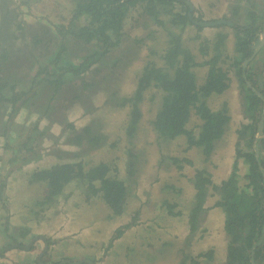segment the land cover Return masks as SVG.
<instances>
[{
	"label": "flooded vegetation",
	"instance_id": "obj_1",
	"mask_svg": "<svg viewBox=\"0 0 264 264\" xmlns=\"http://www.w3.org/2000/svg\"><path fill=\"white\" fill-rule=\"evenodd\" d=\"M96 1L0 0V264H110L115 242L122 248L130 235L132 260L148 261V233L164 236L160 253L174 254L173 264H264V0H208L210 13L207 0H121L135 2L122 22L101 20ZM175 48L169 67L164 56ZM185 50L196 86L211 68L226 73V88L203 98L228 117L208 155L192 109L184 126L192 142L156 130L165 92L152 76L135 98L146 68L173 77ZM156 154L142 188L138 164ZM184 163L193 170L185 189L178 171L161 176ZM101 164L126 187L120 216L88 181ZM197 173L210 179L201 201ZM59 176L67 178L55 194ZM144 212L155 230L138 223Z\"/></svg>",
	"mask_w": 264,
	"mask_h": 264
},
{
	"label": "trees",
	"instance_id": "obj_2",
	"mask_svg": "<svg viewBox=\"0 0 264 264\" xmlns=\"http://www.w3.org/2000/svg\"><path fill=\"white\" fill-rule=\"evenodd\" d=\"M120 1L121 0H98L90 4L91 11L95 12L96 10L101 13V20L103 18L108 21L116 19L122 22L124 19V10L129 6L135 5V2L127 1L121 3ZM159 2L168 3V1L163 0H159ZM176 19L185 23L186 16L178 15L173 18V21L176 22ZM196 28L198 31L200 30V27ZM175 42H177L176 44H179L178 39H176ZM179 54L180 52L175 48L174 50H169L168 54L164 56V59L169 61V67L175 65V59ZM182 60V65L174 68L173 77H169V73H162L158 69L150 68V70H148L146 68L145 71L147 74H144L145 81L142 82V84L140 83L135 98H140L143 88L148 83L147 79L149 81L148 76H152L156 85L165 92L162 99L161 109L154 122L156 130L161 136L169 138L179 134H186L188 141L192 142V134L184 128L190 117V109H192L199 116V119L203 121L198 136L199 140L196 144L202 148L204 155H208L211 151L212 143L222 135L223 126L227 123L228 117L223 111H218L217 113L212 114L209 109H207L203 98L212 94L218 95L226 88V73L211 68L208 71L209 74L206 76L204 84L196 86L194 73H192L190 69L192 65L197 64L192 62V55L190 52L185 50ZM123 100L121 101L124 102ZM137 117L138 114L134 115V120L132 124L129 125V133L134 129V123H136L135 121ZM55 171L61 174L63 173V171H59L57 168ZM107 171L108 167L106 164H101L97 170H94V175L88 177V181H98L99 186L93 188V191H102L103 201L115 216H120L125 209V202L127 199L126 187L122 182L117 181L115 177L105 178ZM62 177L67 178V176H59L52 181V188L55 194L61 191L62 184L66 182V178ZM195 179L196 186L198 187L197 198L201 201L204 185L209 183L210 179L200 177L199 173L196 174ZM234 241L236 240L233 239V243ZM233 243H231L232 246L235 245V243Z\"/></svg>",
	"mask_w": 264,
	"mask_h": 264
},
{
	"label": "rangeland",
	"instance_id": "obj_3",
	"mask_svg": "<svg viewBox=\"0 0 264 264\" xmlns=\"http://www.w3.org/2000/svg\"><path fill=\"white\" fill-rule=\"evenodd\" d=\"M216 3H219V2H216ZM202 4H203L202 7L206 10V12L210 13V9H211V7L209 6L210 5V1H208V0L207 1H203ZM213 10H215L214 12L222 11V9L220 7L219 8L218 7H214ZM198 75H199V73L197 74V77L199 78ZM126 87L127 86H125V88ZM12 134H15V136H16V133H15L14 130H13ZM48 139L49 138H47V140ZM147 150H149V149H147ZM3 152H4V149L0 145V154L3 153ZM146 153H147V151H146ZM157 161H158V155L156 154L153 158L149 157V159H147V161L144 160V162H142L141 164H138V167H139V170H140L139 171L140 172V178H138V180H139L142 188H146V186H148L150 184V180L149 179L153 178L152 177V172L154 173V169L156 168ZM166 162L168 164H170V165H173L170 160H167ZM186 165L187 164H185V163H184V165H181V169H177L175 165L173 167H170V166L161 167V169H160L161 170L160 171L161 176L165 177V176H170L171 174L174 175L178 171V174H181V176L183 177V178H180L179 180L182 182V185L184 184V189H185L186 186L190 184L189 175H191V173L193 171V170H191L192 168L190 169ZM195 165L199 166V163H195ZM216 168H217V166L215 168H213L212 165L208 166V169L213 171V174H216L215 178L218 179L220 177L221 173H219V172L214 173ZM129 198L132 199L133 197L129 195ZM163 198H164V196H163ZM163 198H161V200ZM145 200H147L146 197L144 198V201ZM136 202H137L136 200L133 202V205H132L133 208L136 207ZM153 206L154 205H151V207H150V209L153 208L152 212L153 211H157V208H155ZM141 218H137L138 223H142L144 221L145 222H151L150 225H149V228L152 231L155 230V228H157L154 225V223H153V221H156V220L153 219V218L150 219V216L145 215V212L143 213ZM122 221H123L122 218H120V219L118 218L116 220V223H120ZM157 225L162 226V224H160L159 222H157ZM139 227L140 228H138L136 230L138 232H142V231H146L147 230L144 224H139ZM104 233L106 234V236L103 239L104 240L103 243L106 240L108 242V234L106 232H101L100 235H102ZM130 236L128 238H126V244L122 248H119V247L117 248V243L118 242H115V245H113L111 251L109 249V251H110V255H109L110 264H119L120 261L127 262V261L121 260V258H120V253L122 251L126 252V255L124 257L126 259L129 258L128 259V264H173L174 261L176 260V256L174 254H169L168 256H166V255H164V253H160L161 250L159 248L160 247L159 245L164 241V236H162V237H152V236H149V233L145 235L146 238H145L144 242L147 244L148 249H146L145 251H146L147 255L149 254V258L148 259H150V260H148V261H146L145 259H143V261L142 260H139V261L132 260V259L135 258L134 255L132 256V253L134 251V248L136 249V244L134 246H132L133 245V241H132ZM139 241L143 242V240L141 238L139 239Z\"/></svg>",
	"mask_w": 264,
	"mask_h": 264
},
{
	"label": "bare ground",
	"instance_id": "obj_4",
	"mask_svg": "<svg viewBox=\"0 0 264 264\" xmlns=\"http://www.w3.org/2000/svg\"><path fill=\"white\" fill-rule=\"evenodd\" d=\"M192 138V137H191ZM1 217V216H0ZM165 217V216H164ZM253 259V258H252Z\"/></svg>",
	"mask_w": 264,
	"mask_h": 264
}]
</instances>
